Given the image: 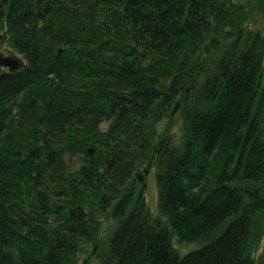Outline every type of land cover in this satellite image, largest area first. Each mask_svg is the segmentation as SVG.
<instances>
[{
    "label": "trees",
    "instance_id": "16d2710c",
    "mask_svg": "<svg viewBox=\"0 0 264 264\" xmlns=\"http://www.w3.org/2000/svg\"><path fill=\"white\" fill-rule=\"evenodd\" d=\"M247 1L0 0V47L24 60L0 66V264H73L107 216L98 264H253L264 40L243 21L264 0ZM175 101L180 135L154 145ZM151 164L163 223L134 187Z\"/></svg>",
    "mask_w": 264,
    "mask_h": 264
},
{
    "label": "rangeland",
    "instance_id": "374dc122",
    "mask_svg": "<svg viewBox=\"0 0 264 264\" xmlns=\"http://www.w3.org/2000/svg\"><path fill=\"white\" fill-rule=\"evenodd\" d=\"M235 4L244 5L246 3V7L249 6V2L247 0H232ZM239 9V8H238ZM250 16L253 17L252 20L243 21L245 27H249L251 29H258L262 38L264 40V15L257 14L254 12H250ZM221 41H223L221 43ZM211 49H213V54H219L222 50V46H224L226 40H221L220 36L214 35L210 39ZM208 49V48H207ZM0 51L2 52H13L10 48L3 45L0 47ZM262 72L264 74V52L262 58ZM262 128L264 139V115L262 117ZM150 129L153 132L154 137V145L156 141L162 139L165 135H170L174 139H176L181 132L182 129V112L177 105L175 111L170 114L168 111L167 115L163 116L156 123L150 124ZM156 167L151 164L142 176L141 180L134 181L135 190H141L144 199V205L149 212V215L152 218H156L160 220L162 223L164 222V217L160 214L157 205V189L155 185V176ZM263 195H264V185H263ZM117 222V217H104L101 219L99 228L97 231V240L95 242L84 243L81 246V249L77 252L75 261L73 264H98L100 256L104 253L106 248V239L115 226ZM170 230V229H169ZM171 242L173 246L176 248L179 254L183 252L193 249L199 245L197 241H179L177 236L171 232ZM248 255L251 257L253 264H264V209L261 214L256 216L252 223V231L249 233L248 245H247Z\"/></svg>",
    "mask_w": 264,
    "mask_h": 264
},
{
    "label": "water",
    "instance_id": "95a60500",
    "mask_svg": "<svg viewBox=\"0 0 264 264\" xmlns=\"http://www.w3.org/2000/svg\"><path fill=\"white\" fill-rule=\"evenodd\" d=\"M5 0H2V2ZM1 6V3H0ZM2 10H0V13ZM24 65V60L19 54H14V53H8V54H3L0 52V66L6 68L8 71H15L22 67ZM178 105V101H175L173 104L172 109L170 110V114H172L176 107ZM92 147L88 148V151L91 152ZM148 166V163L146 164ZM147 167H143L141 171L136 172V179L141 180L142 176L145 172H147ZM83 264V261H82Z\"/></svg>",
    "mask_w": 264,
    "mask_h": 264
},
{
    "label": "bare ground",
    "instance_id": "6f19581e",
    "mask_svg": "<svg viewBox=\"0 0 264 264\" xmlns=\"http://www.w3.org/2000/svg\"><path fill=\"white\" fill-rule=\"evenodd\" d=\"M12 51H13V50H12ZM1 52H2V51H1ZM2 53H3V54H8V53H10V52H8V51L6 52V51H5V52H2ZM11 53L17 54V53H15L14 51L11 52Z\"/></svg>",
    "mask_w": 264,
    "mask_h": 264
}]
</instances>
